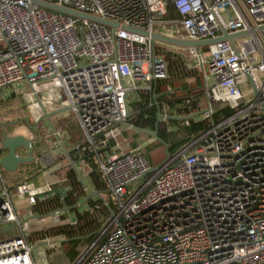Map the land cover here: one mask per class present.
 I'll return each instance as SVG.
<instances>
[{
	"label": "built area",
	"instance_id": "1",
	"mask_svg": "<svg viewBox=\"0 0 264 264\" xmlns=\"http://www.w3.org/2000/svg\"><path fill=\"white\" fill-rule=\"evenodd\" d=\"M32 1L0 0V92L21 97L43 135L40 95L63 94L84 137L76 150L94 153L114 206L75 264H264V0H37L116 28ZM171 7L179 18H167ZM124 27L186 41L247 33L201 49L169 47L201 70L210 128L159 166L140 148L100 155L128 124L135 95L148 93L152 107L156 84L169 78L160 44ZM224 108L232 114L215 120ZM13 195L36 204L28 182L9 188L0 167V228L19 229L0 238V264H36Z\"/></svg>",
	"mask_w": 264,
	"mask_h": 264
},
{
	"label": "crops",
	"instance_id": "2",
	"mask_svg": "<svg viewBox=\"0 0 264 264\" xmlns=\"http://www.w3.org/2000/svg\"><path fill=\"white\" fill-rule=\"evenodd\" d=\"M46 94H49V97H45L44 100H42L40 97V100L47 113L51 114L63 109H68L63 94L59 92ZM143 94L149 96V108L156 107L158 109V116L159 114H162L163 116L168 117L166 122L160 121V123L170 126L171 120L179 122L178 126H170L169 128V132L175 134L178 140L184 138L183 130L186 129V126H188L185 125V121L187 119L202 120V115L190 117L177 116L178 110L183 109V107H191L190 104L195 102V99H193V97L187 100L184 106L178 105L171 108L168 104H162L160 107V105H157L156 103L155 105L150 107L152 97L146 92H139L138 96L135 95V99L133 100L134 102L130 107L131 117L133 118L136 115V112H134L133 110V106L142 102ZM2 96L7 97L4 99H0V105H2V110L0 109V125L8 124L7 130H9L11 136L22 135L27 139L33 140V152L35 156V161L33 163L21 165L18 171L13 174L5 172L2 169L3 178L5 179L6 185L9 188L26 181L28 182V185L34 197H36L35 206L30 207L27 204L26 199L13 195V202L21 222L27 221L30 223V228L29 231L26 232V236L27 240L35 245V248L33 250V258L36 264H75L83 255V253H81V251L79 250L80 247L86 245L84 250L85 253V251L96 241L98 234L92 243H80L75 249H73L74 245L69 243L72 242V240L68 239L66 236L61 235L59 237L52 238L47 236V234L52 228L55 227L68 226L71 228H76L79 224V216H82L86 213H92L95 208L98 209L100 207L101 209V205L110 209L109 203L107 202V200L109 199L113 206L111 196L107 188L106 194L98 193L90 177L92 173L96 172L100 175L102 183L106 187L103 177L98 171L97 165L95 164V155L92 152L82 153L76 150L77 147L82 144L84 137L82 131L80 130L76 116L69 109L64 111L63 113H60L59 115L52 117L50 121L45 117L41 121L42 130L45 132L44 135H47L48 137V135H53L56 133L59 137L58 142L47 143L44 140L45 136L43 135V133H40L38 130L35 129L32 132L28 131L27 127H25V125L20 126L18 121H14V119L11 118H5V114H3L2 111L5 109L7 103L9 104V102H11L13 99L18 98L19 96L16 95V93L12 92H7L6 95H1V97ZM155 98L156 99L153 100V102H156L157 96ZM60 99H62L63 101H60ZM199 105L202 112L205 105L204 96L199 99ZM199 113H197V115ZM130 119L128 122L129 125H131ZM23 121L25 123V119ZM131 126L132 127L124 126L125 128L123 129L121 135L117 139L111 140L108 143V148L103 149L100 152V155L104 156L115 150H119L118 152L127 153L139 148L141 153L146 149L147 146H150L154 143L153 142L147 144L146 142L150 141L151 135L145 134L143 132H138L135 130L138 128H135L133 125ZM202 132L197 136L202 134ZM192 138L194 137H191V139ZM140 139H144V142H139ZM87 154L91 155L90 161L85 159ZM0 155L1 158L4 153H0ZM19 156L26 157V151L21 150L19 152ZM72 162L75 164L77 170L73 168ZM69 170L75 171L83 187L85 196L82 197L72 208L67 207L65 204H63L64 206L62 208L54 210L48 214H36L34 212V209L39 200L44 201L53 196H58L61 201L64 202V199L67 197V193L70 190V187L67 185V175ZM49 187L52 188V192H48ZM94 194H97V196H95ZM98 201L102 202L99 204ZM93 204L95 205L93 206ZM42 217H46V220L43 223H39V221L37 220ZM107 218L102 217L99 219L100 229L104 225ZM17 230L19 229L17 227H14L13 225L0 228V238H7L14 234ZM39 235H43V238H36V236ZM74 251L77 252L75 258H73L72 254ZM40 252H44L46 255L47 261L44 263H38V260L40 259Z\"/></svg>",
	"mask_w": 264,
	"mask_h": 264
},
{
	"label": "trees",
	"instance_id": "3",
	"mask_svg": "<svg viewBox=\"0 0 264 264\" xmlns=\"http://www.w3.org/2000/svg\"><path fill=\"white\" fill-rule=\"evenodd\" d=\"M167 18H179L174 8H169ZM156 53L165 56L169 73L168 80L159 81L155 86L157 105H160L161 107L162 104H168L171 108L178 105L184 106L186 101L193 97L195 102L190 104L191 107H183V109L178 110L177 116L190 117L201 112L199 99L204 96L201 70L198 68L191 69L187 67L186 62L176 55L175 52L170 51L165 45H157ZM148 101L149 96L143 94L142 102L133 106V110L136 112V115L134 118L131 117L130 124L140 130L154 132L157 128L158 109L156 107L149 108ZM230 114H232V111L229 108L220 109L215 114L214 119L218 120L221 117L228 116ZM178 124V121H170V126H178ZM170 126L160 123L158 126V137L162 143L154 142L141 152V154L147 158L152 166H156L151 156V152L153 151L152 149H165L168 155H171L178 151L182 145L187 143L191 137H195L202 131L208 130L210 128V121H203L199 119L190 120L189 125L183 130L184 138L181 140H178L175 134L169 132ZM85 159L90 161L91 155L87 154ZM90 177L97 192L100 194H106V187L102 183L100 175L95 172L92 173ZM67 185L70 187V190L68 191L64 202H62L58 196H53L44 201L39 200L34 212L39 215H45L62 208L64 206L63 204L67 207H74L78 201L85 196L83 187L74 170L68 171ZM101 202L102 201H98L99 204ZM107 202L109 203L110 209L101 205V209L100 207L98 209L95 208L92 213H86L79 216V224L76 228L68 226L55 227L48 232L47 236L55 238L64 235L68 239L72 240V242L69 243L74 245L73 249H75L80 243H92L100 230L99 219L102 217L107 218L114 210L110 199L107 200ZM94 205L95 204H93V206ZM36 238H43V235L36 236ZM72 254L73 258H75L77 252L74 251Z\"/></svg>",
	"mask_w": 264,
	"mask_h": 264
},
{
	"label": "water",
	"instance_id": "4",
	"mask_svg": "<svg viewBox=\"0 0 264 264\" xmlns=\"http://www.w3.org/2000/svg\"><path fill=\"white\" fill-rule=\"evenodd\" d=\"M32 2L33 4L39 7L45 8L47 10L59 12V13L66 14V15L73 16V17L80 18V19L89 20V21L99 23L104 26H108V27H113V28L117 27V25L110 23L106 20L84 15V14L69 10L67 8L57 7L52 4L40 2L37 0H33ZM123 29L128 32L135 33L140 36L146 37L150 39L153 43L162 44L168 47H175V48L201 49V48H206L211 45L217 44L222 41L232 42L233 39L237 37L247 35V33L245 32H239V33H235L231 35L224 34L222 37H219L217 39H211V40H205V41H186V40L173 39V38L160 35L157 33H150L148 31L136 30V29H132L129 27H124ZM43 110L45 113V118L50 121L52 117L59 115L60 113H63L64 111L68 109H63V110H60V111H57L51 114L47 113L44 107H43ZM201 115H202V112L199 113L197 116H201ZM162 119H163V115L159 114L157 128L154 133H149V132L142 131V130L135 129V128L134 129L138 132H143L145 134L151 135V137H153L152 142L162 143V141L158 137V125ZM25 123H26V127L28 131L32 132L33 130H35L34 126H31V122L29 119H25ZM124 126L129 127V124H124ZM7 127H8V124L0 125V153H4V155L0 158V167H2V169L5 172L13 174L18 171L21 165L31 164L35 161V156L33 152V140L27 139L26 137L22 135L11 136L9 133V130H7ZM21 150L26 151L27 153L26 157L19 156V152ZM72 166L75 170H77L73 162H72ZM94 195L97 196V194H94Z\"/></svg>",
	"mask_w": 264,
	"mask_h": 264
},
{
	"label": "rangeland",
	"instance_id": "5",
	"mask_svg": "<svg viewBox=\"0 0 264 264\" xmlns=\"http://www.w3.org/2000/svg\"><path fill=\"white\" fill-rule=\"evenodd\" d=\"M168 47V46H167ZM169 48V47H168ZM214 84V81L212 79L208 80V85L212 86ZM56 93V92H53ZM1 95H6V93H2L0 92ZM0 95V99H4L7 96H2ZM60 95V94H59ZM58 95V96H59ZM62 96V95H61ZM41 99L44 100L45 97H49V94H41L40 95ZM60 101H63L62 99H60ZM25 102L23 101V99L21 97H18L16 99H13L11 102H9V104L7 103L5 109L2 111L3 114H5V118H11L14 119V121H18L20 126H24L26 127V123H24V119H31V116L29 114V112L27 111L26 107H25ZM33 126V124L31 125ZM39 130V129H38ZM139 142H144V139H140ZM147 143V142H146ZM159 143V142H156ZM153 151L151 152V156L156 164V166H159L160 164H162L167 158H168V153L167 151H165V149H152ZM52 245V244H50ZM86 245L81 246L80 247V251L81 253L84 254V250H85ZM87 251V250H86ZM85 251V252H86ZM39 262H46V255L44 252H40V256H39Z\"/></svg>",
	"mask_w": 264,
	"mask_h": 264
}]
</instances>
